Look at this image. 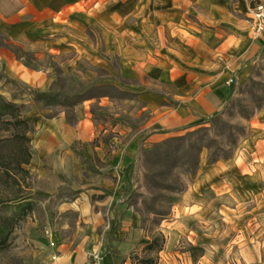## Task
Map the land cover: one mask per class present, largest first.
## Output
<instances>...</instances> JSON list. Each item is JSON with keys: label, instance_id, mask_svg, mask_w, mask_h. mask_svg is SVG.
Wrapping results in <instances>:
<instances>
[{"label": "rangeland", "instance_id": "374dc122", "mask_svg": "<svg viewBox=\"0 0 264 264\" xmlns=\"http://www.w3.org/2000/svg\"><path fill=\"white\" fill-rule=\"evenodd\" d=\"M12 1L17 13L0 19V92L30 119L31 155L33 118L61 117L60 139L83 168L48 191L0 121V200L32 202L25 215L0 202L1 222L14 215L0 264H36L48 209L84 194L96 218L59 219L78 261L97 251L100 264H264V33L250 26L260 0ZM222 83L224 101L198 110L193 97ZM126 141L137 153L112 186L105 165ZM124 214L133 229L116 233Z\"/></svg>", "mask_w": 264, "mask_h": 264}, {"label": "crops", "instance_id": "0c3cea01", "mask_svg": "<svg viewBox=\"0 0 264 264\" xmlns=\"http://www.w3.org/2000/svg\"><path fill=\"white\" fill-rule=\"evenodd\" d=\"M1 1V0H0ZM41 1V0H36ZM37 4V3H36ZM10 8L2 9L0 7V19L3 13L16 12L17 4L14 5L12 0H9ZM227 87L224 83L213 88H208L193 97L194 103L201 112H209L217 108L225 99ZM33 122L36 126L34 130V151L31 155L30 166L32 170L41 174L48 182L47 190L54 191L64 182L59 178V173L71 174L81 171L83 168L82 152L77 151L76 147H64V140L60 139V133L64 130V125L61 117L48 118L41 120L40 117H34ZM39 144L41 146H39ZM137 142H121L113 148V158L109 166L111 171L118 177V181L113 182L112 186H121V168L132 163L137 153ZM42 147V148H41ZM98 166V165H96ZM105 184V183H104ZM93 192V191H90ZM55 198L54 195H52ZM98 201L92 196L84 194L82 199L79 197L70 200L59 198L55 204L48 209L47 219L49 224L46 227L47 233L44 240H40L41 259L36 264H77L83 261H78L76 254L72 251L66 239L64 238L62 225L59 223L60 216L64 211H75L88 219H95L97 210L94 208ZM113 211V209H112ZM113 213V212H112ZM114 214V213H113ZM115 216V215H114ZM128 222V225L118 226L116 233H129L132 231L133 225L130 224L128 215L120 216V221ZM120 225V224H118ZM103 264H107L104 262Z\"/></svg>", "mask_w": 264, "mask_h": 264}, {"label": "trees", "instance_id": "16d2710c", "mask_svg": "<svg viewBox=\"0 0 264 264\" xmlns=\"http://www.w3.org/2000/svg\"><path fill=\"white\" fill-rule=\"evenodd\" d=\"M40 94H48L45 92H40ZM204 120V119H203ZM0 121L4 124L3 129H10L12 128L13 135L20 136L23 139L25 144V157L21 160L24 163H27L30 158V151H29V140L30 137L27 135V132L31 129L30 119L26 117L22 113V104L14 101L13 99L7 98L3 93L0 92ZM181 136H178L180 138ZM222 153L218 154H209V160L213 161L217 159L219 156H222ZM26 170V169H25ZM27 171V170H26ZM5 201H13L17 202L16 208L18 211L20 208L22 209V215L26 214V211L31 208V197L29 195H15L12 197H8L4 200H0V202ZM13 218L14 215H6L3 216L2 222L0 221V250L7 247V240L9 238L10 233L13 229ZM1 220V219H0ZM149 246H152V243H148ZM142 264H154L152 258H142L140 259Z\"/></svg>", "mask_w": 264, "mask_h": 264}, {"label": "built area", "instance_id": "2783aa9c", "mask_svg": "<svg viewBox=\"0 0 264 264\" xmlns=\"http://www.w3.org/2000/svg\"><path fill=\"white\" fill-rule=\"evenodd\" d=\"M251 12V33L259 36L264 33V0L258 1ZM77 264H100V254L93 251L85 261Z\"/></svg>", "mask_w": 264, "mask_h": 264}]
</instances>
